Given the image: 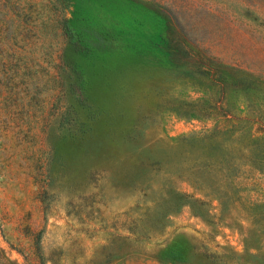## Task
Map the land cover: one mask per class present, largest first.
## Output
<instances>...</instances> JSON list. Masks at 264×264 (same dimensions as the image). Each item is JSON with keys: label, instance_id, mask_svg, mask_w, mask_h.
<instances>
[{"label": "rangeland", "instance_id": "obj_1", "mask_svg": "<svg viewBox=\"0 0 264 264\" xmlns=\"http://www.w3.org/2000/svg\"><path fill=\"white\" fill-rule=\"evenodd\" d=\"M240 70L264 0H0V264H264V171L220 204L182 138L216 122L186 102L243 108Z\"/></svg>", "mask_w": 264, "mask_h": 264}, {"label": "trees", "instance_id": "obj_2", "mask_svg": "<svg viewBox=\"0 0 264 264\" xmlns=\"http://www.w3.org/2000/svg\"><path fill=\"white\" fill-rule=\"evenodd\" d=\"M173 48L178 56L186 52L179 46ZM176 64L185 63L179 59ZM201 74L207 72L201 71ZM229 76L230 79H223L222 93L225 95L231 86H235L244 96L243 108L238 113L229 105L220 106L204 98L186 102L187 109L182 113L184 116L216 119L213 127L190 132L182 138L188 139L192 147L204 151L197 166L215 172L219 184L215 185L216 189L212 188V194L220 204L229 196L230 180L242 166L250 165L264 171V78L244 70ZM242 111L251 116H241ZM168 194L172 198L173 210L189 204L201 214L207 204L201 198L179 190L171 189Z\"/></svg>", "mask_w": 264, "mask_h": 264}]
</instances>
